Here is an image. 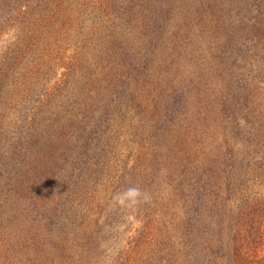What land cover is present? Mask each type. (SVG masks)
I'll return each instance as SVG.
<instances>
[{
  "label": "rangeland",
  "instance_id": "374dc122",
  "mask_svg": "<svg viewBox=\"0 0 264 264\" xmlns=\"http://www.w3.org/2000/svg\"><path fill=\"white\" fill-rule=\"evenodd\" d=\"M30 1L19 17L0 0V264H185L198 202L210 257L217 222L230 239L244 199L264 200L251 0ZM60 193L71 218L51 228Z\"/></svg>",
  "mask_w": 264,
  "mask_h": 264
},
{
  "label": "trees",
  "instance_id": "16d2710c",
  "mask_svg": "<svg viewBox=\"0 0 264 264\" xmlns=\"http://www.w3.org/2000/svg\"><path fill=\"white\" fill-rule=\"evenodd\" d=\"M17 0V14L24 16L37 9L40 10L42 3H34L26 0V3ZM43 5V4H42ZM249 20L251 21L252 32L260 38H264V0H251L248 5ZM17 15V17H18ZM124 90V89H122ZM122 90L117 97L122 98ZM111 108L108 106L104 110V114L100 116L96 125L90 130L88 135L84 137L82 144L81 158L87 161L90 153L87 150L92 143L101 137L103 125L108 123L110 119ZM100 121V123H99ZM94 125V124H93ZM63 192V191H62ZM61 194V193H60ZM257 198V194L254 197ZM254 198H245L241 205V213L236 224L230 231L231 238L224 233L221 223L217 222L216 232L218 235V250L213 252L210 257L203 260V257L196 254V237L198 228L196 227V214L202 211V204L192 207L187 211V220L184 224V236L182 237L183 255L185 264H264V200L262 202ZM70 198L61 194L57 205L51 214L44 215L47 224L53 227L63 228L68 224L71 218L69 212ZM71 208V207H70ZM196 224V225H195ZM226 237V240H225Z\"/></svg>",
  "mask_w": 264,
  "mask_h": 264
},
{
  "label": "clouds",
  "instance_id": "9594fccd",
  "mask_svg": "<svg viewBox=\"0 0 264 264\" xmlns=\"http://www.w3.org/2000/svg\"><path fill=\"white\" fill-rule=\"evenodd\" d=\"M134 191H136V190L134 189Z\"/></svg>",
  "mask_w": 264,
  "mask_h": 264
}]
</instances>
